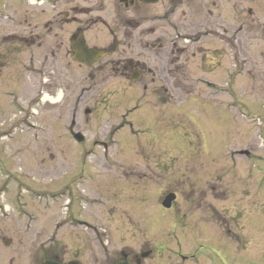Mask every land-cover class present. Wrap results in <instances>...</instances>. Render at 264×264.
<instances>
[{
  "label": "rangeland",
  "instance_id": "1",
  "mask_svg": "<svg viewBox=\"0 0 264 264\" xmlns=\"http://www.w3.org/2000/svg\"><path fill=\"white\" fill-rule=\"evenodd\" d=\"M78 3L87 43L97 48L122 44L119 51L126 58L138 52L141 28L160 25L166 41L148 68L164 66L161 80L144 92L145 79H125L113 64L100 61V66L73 69L78 75L76 92L58 90L61 77L54 71L42 93L31 90L27 97L28 88H23L24 102L18 99L20 104L13 105L10 88L22 86L16 81L24 75L18 61L24 60V53L15 59L8 55L0 80V130L10 126L5 134L0 131L4 156H0V238L29 242L36 262L41 242L47 240L53 248L61 238L55 229L59 206L71 201L85 207L91 202L96 210H111L107 213L111 220L141 215L143 231L134 235L118 228L113 240L145 241L150 247L159 243L163 247L156 252L159 264H176L172 253L178 249L188 252L183 242L191 241L189 228L195 225H200L203 241L222 252L225 264H264V36L226 35L224 43L237 44L238 49L224 44L218 63L204 62V53L192 58L189 50L184 61L175 58L177 50L170 54L173 17L153 20V14H163L169 7L167 3L138 10L135 5L124 10L112 0ZM34 4L0 0L1 39L9 28H21L27 12L39 13L46 5ZM203 4L183 3L179 9L189 5L192 20L212 19ZM46 11L49 17L50 8ZM231 16L225 11V22L236 24ZM135 17L144 23L127 39L123 27L134 26ZM243 17L245 12L233 27L244 24ZM258 20L246 27L257 28L264 19ZM66 28L70 26L64 24ZM109 28L115 33L110 35ZM129 43L135 49H129ZM5 51H0V60ZM116 57L109 54L103 60ZM216 91H221L217 98ZM74 103L79 109L78 129L84 135L81 143L67 131ZM85 109L92 114L87 117ZM94 141H104L107 150ZM240 149L248 155L239 154ZM90 178L96 180L88 182ZM170 193L176 198L173 208L166 210L161 203ZM177 219L187 233L174 232L177 224L172 222ZM191 235L199 239L196 232Z\"/></svg>",
  "mask_w": 264,
  "mask_h": 264
},
{
  "label": "flooded vegetation",
  "instance_id": "2",
  "mask_svg": "<svg viewBox=\"0 0 264 264\" xmlns=\"http://www.w3.org/2000/svg\"><path fill=\"white\" fill-rule=\"evenodd\" d=\"M28 5L37 6L44 5L45 7L40 9L39 13L35 11L27 12L24 17V21L21 24V28L11 27L0 41L7 42L8 45L4 46L0 43V51L6 50L4 57L0 60V80L3 79V67L6 65V60L9 57L15 59L24 53V60L21 61V68L24 69V75L21 76L16 82L22 84L21 87L12 84L10 91L14 94L11 96L12 104H16L20 99L24 102V97L20 93L21 89L28 88L25 92L28 97L31 90H38L42 93L46 89V80L51 72L58 71L61 77L60 84L56 86L63 89L66 93L76 92L77 86V70L73 71L74 68L87 65L89 67L100 66V61L103 64H113L117 69V73L123 78L129 77L131 80L145 79L142 89L144 92L148 89V85L151 83H160V76L162 74L159 66H153L154 69L148 68V64L151 60L157 61L160 54V47L164 46V40L166 35L163 31L161 34L160 25L154 27H145L139 30L141 38L138 40V52L133 54L131 57H124L120 53L119 49L122 44L114 43L110 44L108 48H99L105 52L104 58L111 54L117 55L115 59L99 60L98 62L91 64L80 63L76 60L79 53L80 43L86 45L88 48H97L89 45L87 42L86 31L87 28L81 25V20L78 17L79 7L78 0H25ZM115 3L120 4L124 10L136 6V10L141 9L145 5H158L167 3L169 7L162 12L163 14H153V20L160 22L164 21L166 16L171 18L169 28L175 38L171 47L170 54L175 53V58L187 60L186 55L188 50L191 51L190 56L193 58L196 56L195 53H204V62L218 63L219 55L222 54L224 44L227 47L236 46L237 44L224 43V37L234 36L239 34H245L251 37V35L264 36V21H260L258 27H246L247 25H253L258 19H264V0H112ZM195 1L203 2L204 11L213 19L192 20V9L188 5L182 9L180 7L183 3H192ZM224 3H227L224 8ZM247 4L244 9L240 7V4ZM179 5V6H178ZM35 6V7H37ZM178 10H177V7ZM46 8H50L51 15L48 17ZM177 10V11H176ZM202 10L200 9L199 12ZM225 11L231 14L230 20H240L241 14L245 12L243 20L244 24L239 27H233L236 24L229 25L225 22ZM183 15V16H182ZM188 16L187 18H184ZM134 19L133 25L123 27L122 33L127 39L133 35L136 28L142 26L144 19L138 17ZM130 20L132 18H129ZM183 20V21H181ZM64 24H68L70 28L63 30ZM209 26V27H208ZM115 32L109 28V34ZM258 33V34H256ZM163 35V38H162ZM247 39L246 41H249ZM264 40V38H263ZM151 41H153L151 43ZM166 41V40H165ZM179 41H183L179 45ZM207 41L215 42L214 47L206 45ZM11 42V43H10ZM238 42V41H237ZM13 43V44H12ZM184 44V45H183ZM125 44H123L124 47ZM183 45V46H182ZM239 45V44H238ZM160 46V47H158ZM129 49H135V45L131 47L129 43ZM174 50V51H173ZM212 51L215 53H212ZM220 53V54H219ZM237 59V58H236ZM174 62V60H173ZM102 66V65H101ZM212 68V67H211ZM94 69V68H93ZM92 69V70H93ZM70 70L71 74L67 71ZM163 71V70H162ZM147 72L151 74L148 76ZM174 74V70L171 71L168 78ZM77 75V76H76ZM163 76V75H162ZM166 78V76H163ZM23 79V80H21ZM126 79V78H125ZM15 82V83H16ZM18 89V90H17ZM215 92L216 98L221 94ZM151 94V93H150ZM156 96L157 94H151ZM149 96V95H148ZM156 98V97H154ZM20 104V102H19ZM12 105V106H13ZM74 103L72 106L70 127H68V133L72 134L80 132L78 113L79 109ZM138 111H142L141 106L138 104ZM84 114L90 116L91 110L85 109ZM150 119V118H148ZM131 126V123H128ZM9 126H7L8 128ZM2 129L0 131H5ZM83 134V133H82ZM2 137V136H1ZM103 146V150H107V144L104 141H94ZM245 150H240V154H244ZM4 153V151H2ZM0 152V156H1ZM248 155V154H245ZM4 157V156H1ZM96 179L90 178L89 181H95ZM83 187L86 188L85 185ZM84 188V189H85ZM82 189L83 191H85ZM71 201L64 202L59 206L58 220L56 222V233L61 234V238L56 242L55 247H49L48 241L41 242L40 257H35L36 262L32 261V254L30 251V243H24L21 239L13 241V238H0V248L5 247L3 251H0V264H42L46 260H54L59 264H66L69 262L77 261L80 264H159L157 261V254L159 249L163 247L159 243H151L153 247L141 241L135 244L123 243L113 240V234L118 233V228L129 229L132 234H139L143 231V225L139 219L141 215H138L135 219L129 220H111L108 212L111 210L94 209L95 203L88 202L86 206L72 205ZM98 207V206H97ZM102 207H104L102 205ZM173 206L169 209H172ZM107 211V212H106ZM104 217L105 219H100ZM175 218V217H174ZM150 221H153L152 219ZM180 219L173 221L174 232L187 233L182 230L183 226L179 222ZM150 225V223H149ZM196 229V230H195ZM190 239L189 242H183L187 244L188 252L174 251L172 254L177 258L176 264H204L207 260V264H225L222 252L215 247H211L208 240L203 241L202 229L200 225H195L193 228H189ZM191 232L197 233L199 239H194V235ZM71 236L70 242L66 241L65 238ZM203 241V242H202ZM179 242V241H178ZM22 243L24 245H22ZM214 244V243H213ZM212 244V245H213ZM176 262V260H175Z\"/></svg>",
  "mask_w": 264,
  "mask_h": 264
},
{
  "label": "water",
  "instance_id": "3",
  "mask_svg": "<svg viewBox=\"0 0 264 264\" xmlns=\"http://www.w3.org/2000/svg\"><path fill=\"white\" fill-rule=\"evenodd\" d=\"M80 49H81L80 57H79L80 61L93 62V61H97L98 59H100L103 56V52L99 51V50L88 49L85 46H81ZM74 137L77 141H81L83 139L80 133L75 134ZM174 199H175V194L170 193V194L165 196L164 200L162 201V205L165 208H169L171 205V202ZM42 264H59V263H57L53 260H47ZM67 264H80V263L77 261H73V262H69Z\"/></svg>",
  "mask_w": 264,
  "mask_h": 264
}]
</instances>
